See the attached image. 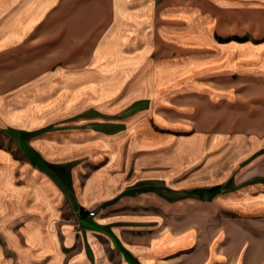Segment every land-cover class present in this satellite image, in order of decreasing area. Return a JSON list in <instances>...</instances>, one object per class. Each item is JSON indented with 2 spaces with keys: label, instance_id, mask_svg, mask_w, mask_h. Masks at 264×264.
Returning a JSON list of instances; mask_svg holds the SVG:
<instances>
[{
  "label": "crops",
  "instance_id": "crops-1",
  "mask_svg": "<svg viewBox=\"0 0 264 264\" xmlns=\"http://www.w3.org/2000/svg\"><path fill=\"white\" fill-rule=\"evenodd\" d=\"M263 35L264 0H0V264H264V180L241 184L240 171L237 192L219 198L244 227L192 217L194 228L229 230V249L223 231L182 235V215L162 219L128 194L179 191L183 174L203 185L264 150ZM135 77L143 90L131 93L147 97L124 101L138 110L129 121L68 128L118 93L101 79ZM85 91L105 99H59ZM177 125L194 133L163 130Z\"/></svg>",
  "mask_w": 264,
  "mask_h": 264
},
{
  "label": "rangeland",
  "instance_id": "rangeland-1",
  "mask_svg": "<svg viewBox=\"0 0 264 264\" xmlns=\"http://www.w3.org/2000/svg\"><path fill=\"white\" fill-rule=\"evenodd\" d=\"M246 1H250V0H246ZM72 17V14H71ZM77 19V15H75L73 17V20ZM72 32V30H71ZM73 36V35H72ZM73 37H71L72 39ZM264 39V35L262 36L261 40ZM260 40V39H258ZM256 42H260V41H256ZM231 56V55H230ZM104 69V68H103ZM200 75V74H199ZM74 77H76L77 75H73ZM79 76V75H78ZM80 78H83L82 76H80ZM70 80V82H75L77 85V78H72V79H68ZM103 81H110L113 80V82L116 83V86L118 88V93L117 94H112V95H106V99L110 98V101H107V103L104 104L103 108H101V110H92V109H86L84 110L82 113L80 114H75L72 117L69 118V129H73L72 125L77 123L79 120H83L85 118H93L96 120H109V119H121V120H126L129 121L132 117L135 116V112L137 113L138 110L134 107L136 105L135 104H129L128 102H124L125 100H129L131 102L136 101L139 102L140 100H144L143 97H147L146 94H144L142 96V94H132V91H136V88L138 87L139 92H142V87H140L142 85V83H140V78L135 77V78H128V79H121V78H108V79H101ZM142 80V79H141ZM181 82L184 81L185 79H178ZM85 81V80H83ZM71 82V83H72ZM169 83L165 84L164 86H168ZM91 85H88L87 87H85L84 89H82L83 91L88 89H91ZM140 87V88H139ZM57 89V88H56ZM109 89V87H108ZM60 89L56 90L59 91ZM81 90V91H82ZM144 90H147L146 88H144ZM147 93V92H146ZM63 96L61 95L59 97V99H62V97L64 98V100L66 101L67 98H75V101L77 100L78 97H84L87 98L86 100H90L92 97H94L98 102L97 104H100L102 100H104L105 98H103L104 96L100 97V99H97V96L93 95V93H89V91H85L84 94H66L62 93ZM138 95V96H137ZM134 96V97H133ZM173 96V95H170ZM112 97V99H111ZM169 95L168 94H163L160 95V99L162 98H168ZM79 99V98H78ZM57 101V99L55 100ZM110 109V110H108ZM112 110V111H111ZM92 112V113H91ZM84 126H79L80 129L83 128H89V125H87L86 123L83 124ZM169 129H168V128ZM165 127L163 130H165L168 133L174 134L177 137L183 138L184 139H189V137L194 133V128H192L191 126H167ZM157 131H160L161 129H156ZM163 132V131H160ZM248 147V146H247ZM263 149V147L261 148ZM260 151V153H259ZM256 152H252L251 154H244L243 157H241L239 159L238 162V166H236L237 168L235 169V171L232 173H230L229 175L226 173H223L219 175L218 178L214 179V180H210V182L208 183H204L202 184H193L194 182H186L187 180H189V175L188 174H183V176H181V180L183 181V183L185 182V184L182 185V188L179 191H171L173 189H171L169 187V185L166 187H162L159 185H145V186H140V187H135L132 191H129L128 194H131L135 197H139L140 199H146L149 200L150 202L146 201V202H142V204L144 206L150 205V208H154L153 210H150V212H156V213H160L161 215H163L162 219H164V217H172L173 215H182V219H183V224L187 225L188 229H184L182 230V235H186L189 232L194 231V234H197V236H202L204 234V237H206L207 239L209 238H216L218 237V235L222 234L223 232V238H222V246L229 244L228 248L229 249L234 242V238L231 235V232L228 230V234L227 232H225V229L223 230H214L209 231L206 229H209L208 225L201 227L198 226V228H194V225H197L196 223H193L191 221L193 216H197L200 214H207L209 212V215L211 217H216V218H220L224 221H232V224H237V226L235 228L238 227V229L240 227H244V222H238L240 218L239 213L236 212L234 209H232L230 206H225L224 207H228L226 209L222 208L219 209L220 207L218 206L217 203H220L219 198H223V195L229 194L231 192H237V190L235 189L238 184L236 183L238 181L240 175L238 174L240 171L243 172H248L249 174L244 178L243 183L241 184H251L253 182L259 181V180H264V150H259ZM255 162V163H254ZM250 164H252L251 166H253L254 164H258L259 168L258 170L251 169ZM236 165V163H235ZM95 166V165H94ZM200 166V165H199ZM203 166V164L198 168V170L201 169V167ZM242 166V167H241ZM91 168V165H90ZM94 168V167H92ZM88 171V170H87ZM205 173V172H204ZM206 174V173H205ZM208 174V172H207ZM215 174V173H214ZM215 176V175H213ZM243 176V175H242ZM215 178V177H214ZM217 182H220L222 185H218L215 187H219V190L217 191H211L212 187L209 190L208 187L210 184H215ZM259 183V182H257ZM240 184V183H239ZM240 190L243 188L242 185L240 186ZM249 187V186H248ZM230 189V190H229ZM235 189V190H233ZM238 189V188H237ZM239 190V191H240ZM244 190V188L242 189ZM245 191V190H244ZM248 192V191H246ZM262 192V191H261ZM263 195L260 197L264 200V191L262 192ZM262 193H258V191H256V194L254 195H258L262 194ZM156 198V199H155ZM133 205H138V203L136 201H134L132 203ZM131 204V205H132ZM137 207L139 206H133L131 207V210L133 212H135L137 210ZM89 209H93L94 211H97L99 209L98 205H90ZM88 209V210H89ZM264 218V217H261ZM200 223V222H198ZM75 225V224H74ZM233 229V228H232ZM206 230V231H204ZM209 231V233H208ZM223 231V232H222ZM234 231V230H233ZM221 237V236H220ZM108 241L105 240L103 242L107 243ZM220 248V247H219ZM222 251V250H221ZM241 251H243L241 249ZM198 254H189L186 256H182L181 260L186 262V259L189 261H195L196 260V256ZM260 257V254H258ZM224 256V255H223ZM250 254L246 253L245 251H243V254L241 256V258L243 257V259H245V257H249ZM263 256V255H261ZM187 257V258H186ZM231 257V255L226 254L224 256V263H229V258ZM264 258V256L262 257ZM243 264V263H242Z\"/></svg>",
  "mask_w": 264,
  "mask_h": 264
},
{
  "label": "built area",
  "instance_id": "built-area-1",
  "mask_svg": "<svg viewBox=\"0 0 264 264\" xmlns=\"http://www.w3.org/2000/svg\"><path fill=\"white\" fill-rule=\"evenodd\" d=\"M88 215H89V217H93L95 215L94 210L93 209H89L88 210ZM78 228H79V224L78 223H75V225H74L75 231H78Z\"/></svg>",
  "mask_w": 264,
  "mask_h": 264
},
{
  "label": "trees",
  "instance_id": "trees-1",
  "mask_svg": "<svg viewBox=\"0 0 264 264\" xmlns=\"http://www.w3.org/2000/svg\"><path fill=\"white\" fill-rule=\"evenodd\" d=\"M219 190V187L212 188L211 191H217Z\"/></svg>",
  "mask_w": 264,
  "mask_h": 264
}]
</instances>
